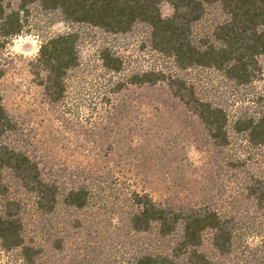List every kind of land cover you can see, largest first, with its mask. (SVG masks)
I'll list each match as a JSON object with an SVG mask.
<instances>
[{
  "label": "rangeland",
  "instance_id": "1",
  "mask_svg": "<svg viewBox=\"0 0 264 264\" xmlns=\"http://www.w3.org/2000/svg\"><path fill=\"white\" fill-rule=\"evenodd\" d=\"M162 12L169 15L170 6L164 4ZM63 30V23L53 24L32 8L23 31L8 43L0 61L2 102L16 125L7 141L27 151L61 189L83 184L91 190L88 207L73 211L59 206L42 220L31 209V196L15 190L28 203L26 229L44 250L43 264H118L116 255L123 246L130 250L125 221L132 191L148 193L164 206L210 205L229 214L253 210L241 188L249 173L264 179V147H247L245 136L232 131L228 146H217L197 114L166 83L130 84L111 92L119 76L101 66L94 42L82 45L81 63L70 73L65 97L50 99L35 74L34 61L43 36ZM144 35L136 30L110 38L129 69L166 64L143 45ZM261 62L263 73L249 86H236L207 69L196 68L185 77L201 96L222 105L232 117L253 109L255 93L264 88V57ZM244 159V165L236 166ZM76 217L81 225L73 227ZM133 236L134 242L157 250L171 243ZM207 250L216 264L251 260ZM21 263L19 251L0 245V264Z\"/></svg>",
  "mask_w": 264,
  "mask_h": 264
},
{
  "label": "trees",
  "instance_id": "2",
  "mask_svg": "<svg viewBox=\"0 0 264 264\" xmlns=\"http://www.w3.org/2000/svg\"><path fill=\"white\" fill-rule=\"evenodd\" d=\"M164 4L171 8L169 15L162 12ZM32 8L53 24L65 25V30L43 36L34 61L50 99L65 97L70 73L81 63L82 45L94 42L101 66L119 76L111 92L130 84L166 83L197 114L217 146H228L232 131L245 136L247 147H264V88L255 93L252 110L231 117L185 77L199 68L218 72L236 86L252 85L263 73L264 0H0V61ZM136 30L144 32L143 45L166 64L128 68L110 38ZM3 73L0 66V78ZM15 131L0 94V245L19 251L21 264H43L44 250L26 229L28 203L15 190L31 196V209L41 220L59 206L73 211L88 207L91 190L83 184L61 189L58 181L48 179L27 151L7 141ZM241 193L253 210L229 214L210 205L164 206L148 193L132 191L125 221L130 250L123 246L116 255L118 264H216L207 248L221 257L234 254L239 261L246 255L251 258L248 264H264V179L249 173ZM80 220L74 218L73 227L80 226ZM136 234L171 243L165 250L152 249L134 242ZM56 246L62 248L61 243Z\"/></svg>",
  "mask_w": 264,
  "mask_h": 264
}]
</instances>
